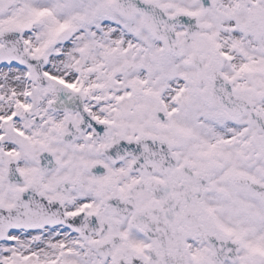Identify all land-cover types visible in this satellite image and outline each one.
<instances>
[{"label": "snow or ice", "instance_id": "1", "mask_svg": "<svg viewBox=\"0 0 264 264\" xmlns=\"http://www.w3.org/2000/svg\"><path fill=\"white\" fill-rule=\"evenodd\" d=\"M0 264H264V0H0Z\"/></svg>", "mask_w": 264, "mask_h": 264}]
</instances>
